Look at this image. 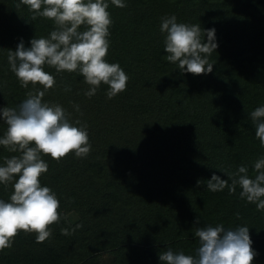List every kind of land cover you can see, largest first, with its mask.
I'll list each match as a JSON object with an SVG mask.
<instances>
[{"label": "trees", "instance_id": "1", "mask_svg": "<svg viewBox=\"0 0 264 264\" xmlns=\"http://www.w3.org/2000/svg\"><path fill=\"white\" fill-rule=\"evenodd\" d=\"M18 2L0 0V108L18 106L34 90L21 87L10 71L8 50L21 40L28 48L55 28L46 18L32 21L26 6L15 8ZM106 2L113 21L106 60L128 75L126 91L109 99L102 84L89 98L78 72L45 65L56 84L43 102L61 105L71 122L87 125L91 151L59 162L42 156L48 171L41 186L56 193L61 220L43 243L20 232L0 252V264H97L102 252L113 255V264H161L159 254L168 249L195 256V231L209 225L248 227L257 253L252 264H264V210L241 199L239 186L232 195L206 187L213 174L231 184L240 166L254 178V162L264 156L250 118L264 106V0H125L122 9ZM171 15L215 29L211 73L181 72L165 59L160 25ZM6 130L0 120V138ZM14 155L0 146V166ZM12 192L11 184L0 185V199L8 202ZM76 224L82 227L61 234Z\"/></svg>", "mask_w": 264, "mask_h": 264}, {"label": "clouds", "instance_id": "2", "mask_svg": "<svg viewBox=\"0 0 264 264\" xmlns=\"http://www.w3.org/2000/svg\"><path fill=\"white\" fill-rule=\"evenodd\" d=\"M110 2L117 8L127 7L125 0ZM14 6L17 10L26 6L32 21L46 18L54 22L55 28L46 38L31 39L30 47L26 48L21 40L15 51L7 53L9 69L21 87L32 85L34 90L28 91L18 106L0 108V120L7 125L0 146L19 153L5 158L4 166H0V185L13 187L8 202L0 199V252L11 249L20 232L34 234L37 243L45 242L52 236L51 226L61 220L56 193L41 186L40 177L48 171L42 156L59 162L72 153L85 158L91 151L87 125L79 120L71 122L70 114L61 105L43 102L45 93L56 84L45 65L57 73L78 72L89 86L84 93L89 98L103 84L108 86L106 95L111 99L126 91L129 79L118 63L106 60L113 23L106 0H19ZM160 31L166 34L165 59L181 72L199 76L213 71L214 63L209 57L218 47L215 29L204 31L200 24L178 23L176 16L171 15L162 18ZM64 91L71 88L66 86ZM74 108L79 112V105ZM250 118L255 124V137L264 148V106L252 111ZM253 169L254 178L246 166H240L230 174L231 184L213 174L206 182L207 190L222 192L227 188L232 195L239 186V197L262 211L264 156L254 162ZM200 183L198 180L197 186ZM81 227L76 224L75 228H63L61 234L69 236ZM195 237L199 240L195 256L168 249L159 254L161 264H252L257 255L246 226L234 230H226L223 225L198 227Z\"/></svg>", "mask_w": 264, "mask_h": 264}, {"label": "rangeland", "instance_id": "3", "mask_svg": "<svg viewBox=\"0 0 264 264\" xmlns=\"http://www.w3.org/2000/svg\"><path fill=\"white\" fill-rule=\"evenodd\" d=\"M75 214L71 213L69 215V218L73 221H75L77 218L74 216ZM97 264H113L114 257L110 252H102L99 255H97V258L95 259Z\"/></svg>", "mask_w": 264, "mask_h": 264}]
</instances>
